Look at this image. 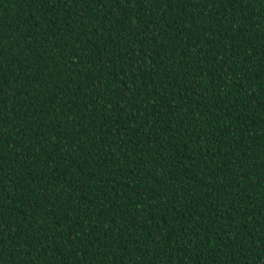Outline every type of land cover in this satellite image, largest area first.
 Instances as JSON below:
<instances>
[{
	"label": "trees",
	"instance_id": "trees-1",
	"mask_svg": "<svg viewBox=\"0 0 264 264\" xmlns=\"http://www.w3.org/2000/svg\"><path fill=\"white\" fill-rule=\"evenodd\" d=\"M0 264H264V0H0Z\"/></svg>",
	"mask_w": 264,
	"mask_h": 264
}]
</instances>
